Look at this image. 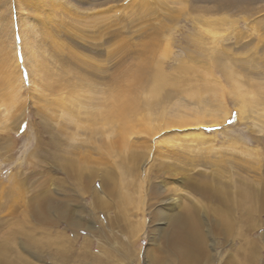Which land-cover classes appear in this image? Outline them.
Masks as SVG:
<instances>
[{"label":"rangeland","instance_id":"374dc122","mask_svg":"<svg viewBox=\"0 0 264 264\" xmlns=\"http://www.w3.org/2000/svg\"><path fill=\"white\" fill-rule=\"evenodd\" d=\"M137 75L121 139L104 110ZM245 254L264 264V0H0V264Z\"/></svg>","mask_w":264,"mask_h":264},{"label":"bare ground","instance_id":"6f19581e","mask_svg":"<svg viewBox=\"0 0 264 264\" xmlns=\"http://www.w3.org/2000/svg\"><path fill=\"white\" fill-rule=\"evenodd\" d=\"M20 36L22 38V41H23V46L25 48H27L28 46V49L29 47H31V42L24 37L23 34L20 33ZM32 48V47H31ZM32 49H30L31 51ZM16 55H18V49L16 50ZM12 77V76H11ZM140 79L141 77L140 76H135L132 84L130 85V87L128 88V94L124 93V92H121V91H116L114 93H112V95L110 96V100H109V104L108 106L106 107V109L104 110V113H105V120L107 121H110L112 123H118L119 125V135L121 134V139H123V137L125 136V133L128 131L127 129V123H129L128 121L131 120V117H133L134 114H136V110H137V107L131 103H134L135 100L134 98H137L135 97V95L138 94V91L141 89L142 85H143V82H140ZM138 81V82H137ZM156 82H158V85L162 86V84L164 83V80H162V78H158L156 79ZM125 88V87H124ZM158 89H155V90H151L150 92V95L153 97L156 95V92H157ZM125 91H126V88H125ZM131 95V98L129 97ZM133 101V102H132ZM131 104V105H130ZM131 106V107H130ZM182 119V118H181ZM223 121V120H222ZM217 122H220L218 119L217 120H213V124H218ZM177 123V122H176ZM187 123V121L184 119V120H181V126L185 125ZM145 125V123H144ZM148 125V124H147ZM232 193V192H231ZM223 195V194H222ZM228 197V196H227ZM226 198V197H225ZM224 198V201H229V200H225ZM217 201V200H216ZM220 201V200H218ZM107 202V201H106ZM105 202V203H106ZM220 203V202H219ZM222 203V202H221ZM211 204V203H210ZM216 204V202H215ZM218 204V203H217ZM223 204V203H222ZM225 205H218L217 208H216V214L217 216L220 218L219 219V228L220 229H227L228 232L232 231V235L234 233V229H235V226H236V223L233 222V219H232V215H231V212L228 210V209H225L224 207ZM125 207V206H124ZM216 207V206H215ZM227 207V206H226ZM229 208V207H228ZM193 210V209H192ZM189 212V211H188ZM190 216V215H189ZM221 216H225L223 220H221ZM188 217V215H187ZM185 217V218H187ZM191 219V218H190ZM180 220V219H179ZM187 219H185L184 221L181 220L179 222L180 226H177L176 229L182 231L181 229H185L187 227ZM223 222H226L225 225H223ZM178 234V233H177ZM180 234V233H179ZM176 235V234H175ZM174 236V235H173ZM182 239V238H181ZM249 245V244H248ZM241 250V249H240ZM248 253V252H247ZM248 255V254H247ZM235 255H232L229 259V261H231V263L229 264H238L237 262L240 261V259L236 258L235 260ZM244 261L247 260V262H249V264H251V260L252 258L249 256V258L246 256V254L244 255ZM238 259V260H237ZM254 261V260H253ZM228 263V262H227ZM241 263V262H239Z\"/></svg>","mask_w":264,"mask_h":264}]
</instances>
